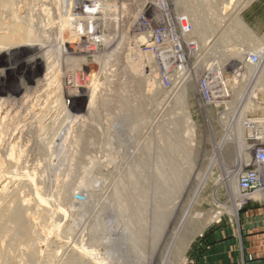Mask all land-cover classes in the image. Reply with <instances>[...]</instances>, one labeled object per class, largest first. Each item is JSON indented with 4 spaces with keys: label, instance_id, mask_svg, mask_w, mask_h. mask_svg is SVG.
<instances>
[{
    "label": "rangeland",
    "instance_id": "rangeland-1",
    "mask_svg": "<svg viewBox=\"0 0 264 264\" xmlns=\"http://www.w3.org/2000/svg\"><path fill=\"white\" fill-rule=\"evenodd\" d=\"M14 1V5L15 3L17 4L16 9L22 10L19 11L21 15L23 14L26 16L25 14H28L29 11H23L27 6L28 8L32 7L30 14H33H31L30 18L33 17L32 20L35 21V27L34 34L32 35L33 42H28V46L19 47L17 50L13 51L7 49L0 52V101L3 103L0 102V121L2 122V124L0 122V128L3 129H0V134L2 133V137L0 136V149L1 151L2 149H6L5 153L7 152V154H9V150L6 146L9 145L8 147H10L11 143V146L14 145L18 140L17 137H21L14 146L16 148L17 144L21 145L23 148L22 153L25 157L22 158L24 155L21 153V146H18L16 148L17 151L15 150L16 155L13 154L16 156V158L13 159H17L21 163L20 164L18 161L20 169L16 172H23L24 170L25 172L23 173L27 175V173L32 171L27 176H31L30 174L35 176H31L29 179L26 177V179L31 180L33 177L32 180L35 179L33 181L34 185L35 182H40L39 184L36 183L38 186L35 185V188L39 187V189H37L41 194L43 193V196H46L44 197L47 200L52 199V196L54 200H57L54 195L58 194L57 191H62L63 185L68 181L74 184L79 178L83 177L86 178V182L88 181V186H85L87 188L84 187L86 190L84 188L77 189L75 186L73 188L70 187L71 189L69 190L71 191L75 188L77 189L71 192L72 195L74 194L73 196L76 200V202L74 201V203H76L75 207L72 208L65 203L63 205V200L60 201L62 204L61 206L59 202V205H55L57 202L53 199L52 202L50 200L51 203L49 205L51 207L47 205L49 208L60 206L62 209L65 208V205H68L66 206L67 208L64 209L65 211L67 210L65 216L58 218L59 223L61 222L60 225L64 227V229H62L64 233H61L63 239L61 240V237H59L60 240L65 242V240L69 238V240L66 241L70 242L74 240L72 239L73 237L78 239L80 233L85 242L92 238L98 239L99 235L101 237L103 233L102 229L105 228L102 224L109 227L108 224H110L111 216L114 218L111 219L114 224L123 223V227H125L124 222L129 221L130 218L134 220L135 217H138L139 221L135 223L133 228L127 227V229H125L127 233H129V236L122 241L124 242L122 243L123 246L120 247L122 251L118 252L119 254H114V257H110L112 259L108 258L110 263L125 264L122 263L120 259L131 249L133 252H131V256L134 259L133 261H136L137 264H139V262H142L141 264H202V255L205 250L212 245L210 237L214 236L213 234L216 229L218 227L224 228L227 226L236 231L239 225H241L243 213L246 212L249 204L259 203L257 197L254 195H250L249 197L245 196L237 188L239 173H243L251 164L249 161L252 153L251 145L248 141V130L245 129L246 126H242L243 130L242 128H239V130H237V128L234 129L236 126L235 121H232L233 124L231 126L228 125V123H226L227 125L223 124V122H226L227 119L229 120L228 122H231L230 118L233 116L234 119L241 118L238 123L242 122L243 119L248 121H259L264 119V89H262L263 92L259 90L251 91L253 89L251 85L244 90V85H241L238 89V94H241L243 91L239 97L240 104L238 102L235 105L231 104L230 107L225 108L227 110L225 113L220 109L215 111L212 107V109H209L206 108V106H202L201 103L199 104V102H197L196 92L194 93V91L190 93V97L187 99L188 101L177 102L176 98L180 100L186 99L187 90L185 88L187 84L178 90L177 93L172 91L168 92L163 89L160 72L154 68L155 61L152 52H145L144 49L141 48L144 44L148 47V42H151V46H154L156 40L151 36L143 42L142 39L136 35L137 31L133 26L136 13H134L133 8L135 5L136 7L139 4L143 5L146 0H116L115 2L108 0L107 2L110 5L105 4V9L108 7L106 10L107 13V11L113 7L110 16L112 22H109V24L105 26L107 30L106 36L103 35L105 40L102 38L104 41L102 40L101 45L96 49L87 47V43H84L85 39L81 36H77L76 30L74 31L76 26L73 27L71 33L72 38L76 39L71 43L66 42L67 37L70 36L69 31L59 32L58 23H56L59 21V19L56 18L58 17L56 16L58 13L55 10L56 6H54L50 0L46 2L44 0ZM44 2L46 3L45 7L49 10L48 13L50 16L48 17L45 16V11L43 13L42 10L43 8L45 10ZM70 2L71 0H60L59 6H61L59 7V11L61 12L62 10L64 15L69 14ZM228 2L229 0H178L177 5L180 13L187 15L191 25L195 26L198 24V22L193 23L195 20L197 21V19L194 20L196 15L199 17L207 16V9H210L214 13L219 12L222 14L223 11H225L223 5H226ZM184 3H186V5H184ZM36 4L42 5V9L37 8ZM246 4L244 3V6ZM140 5L138 7H140ZM46 18L51 19L50 24ZM239 19L257 38L264 41V0H251L250 3L239 12ZM3 20H7V18H3ZM23 31L26 32L25 28ZM196 34L197 33L192 30V32L184 38V43L192 38L197 40L199 36ZM208 34L211 35L208 39H213L212 36L214 33L208 31ZM242 36H244V34ZM208 39L206 43H212L213 40L208 41ZM169 40V38H164L162 40V46L156 53L159 57L165 56L166 58H171L173 49ZM200 40H197L198 45L201 43ZM89 42L90 41H88V43ZM158 45L160 46L161 42H159ZM211 46L213 47L207 51V54H204L207 59L204 57L203 60L207 61L212 56L214 57L219 54L218 58L222 63L231 60L233 63L240 61L239 58L235 57H232L231 60L229 59L230 57H227V60L225 56L221 55L222 53L219 49L216 50L217 46ZM238 47L242 51L241 54L238 55L240 58L246 61L247 58L258 54L260 56L261 65L264 64V52L256 53L250 51L247 53L250 49L246 45L242 47V44H240ZM198 51H202V49H198ZM183 55L188 60L192 59V53L188 50L185 51ZM38 56L42 57L40 64L38 61L37 64L35 62L33 65L27 66L31 59L35 60ZM48 59H50V61L53 60L54 63L46 69V62H50ZM222 59L226 61L223 62ZM244 62H240V66L246 69L247 67H245V65L247 63L245 62V64ZM261 65L258 66V68H260ZM201 67L202 66H198V73L205 71V67ZM227 67L226 73L230 76L232 73V69H230L232 65H227ZM198 73L196 75H198ZM242 73L243 71L241 74ZM47 74H49V77L47 76L48 79L44 77V75ZM257 75L258 74H256L254 79L255 82L258 81V78H256ZM196 77L197 76H195V79ZM44 79H47V81ZM52 79L54 80L52 81ZM46 82L48 83L46 84ZM240 82L241 80H238L237 84ZM156 85L161 87H157ZM197 89L199 88H196L195 91ZM252 92L253 95H250ZM91 96L94 101L89 104ZM4 97L7 98L5 99ZM252 97H254V100ZM247 100L250 102V106H248L250 109H245L244 112L242 110ZM122 101L127 102V109L124 102V107L120 106ZM11 102L14 105H12ZM25 106L26 111L23 110ZM234 106L236 109L238 108L239 111L229 114L230 108ZM240 109L244 114L240 113ZM2 110L5 111V114ZM13 110L20 112L18 114V112ZM134 110L137 112H135L136 115L132 116ZM24 111L27 114H25ZM189 112L191 114H189ZM33 113H36L37 117L41 114L39 116L40 118L35 120L36 117L34 116L36 115ZM184 114L186 116H184ZM122 117L126 119V122H122ZM31 119L32 122L30 121ZM6 120L10 121L7 122ZM36 121H39L38 124H40L38 125ZM18 123L25 124L24 128L26 127L27 130L22 128L23 125H19L18 127ZM5 124L7 127H5ZM173 124L177 130L174 129ZM32 125H34V127H32ZM40 125H43V127ZM191 127L194 129H191ZM24 130L26 131L24 132ZM15 133H21V136L19 134H17V136ZM4 138L5 141L3 140ZM12 139L15 140L14 143L11 142ZM177 140L179 144H176ZM3 143H6V146ZM2 144L5 148H1L3 146ZM177 145L179 147H177ZM24 146L27 147L25 148ZM40 151L44 152L41 153ZM17 152H20L21 155L20 153L17 154ZM75 152H77V154ZM64 157L66 158L65 167L59 165L63 163L61 159ZM0 159H2L0 160V165L4 164L3 160L5 157L4 159ZM52 162H54V165ZM14 168H10V171L13 172L15 170ZM24 168L30 171L27 170L26 172ZM3 170L9 171L7 168ZM228 173L230 175L229 180L224 178ZM7 175L9 178H7ZM37 176L39 179L36 178ZM10 177L11 175L7 173H5V175L3 174V177L2 175L0 176V191L3 190L4 187V190L8 192V202L14 200V203H18V201H22L23 203L24 199L25 201L27 200L28 206L26 207L25 213L32 216L30 214H35L34 212L37 211L35 210L37 209L35 203L33 204L34 192L33 188H31L33 186L27 188L28 181L26 179L24 180L25 176H14L15 178L17 177L16 179L13 177L15 181ZM18 178L22 179L20 180ZM132 180L139 185L137 188V184ZM22 181H24V183ZM13 190L16 191L14 192ZM117 190L118 194H122L124 200H127L129 204L127 209H119L117 205L113 203L115 202L114 192H117ZM86 192L90 196L87 195ZM47 195H50V198ZM242 196H244V198ZM86 201H89L88 204ZM54 202L56 203L54 204ZM87 205H89V208H86ZM83 206H85V210L83 209L84 211L81 210ZM73 209L75 211H73ZM233 209L236 210L235 214L233 213ZM110 210L112 212H110ZM103 212L106 213L104 214ZM68 213H70V215ZM37 215L38 213L35 214V216ZM98 216L102 217V219H98ZM116 216L121 217L116 218ZM42 217L37 216L39 219L35 220V224L37 223L35 225L36 231L39 232V235H43L36 238L39 239L38 241L35 238L33 239L37 249V255L36 259L34 258L30 263L28 262L29 257L27 258L28 251L26 247L28 244L24 242V239H20L21 242L19 241V244L21 246L19 244L16 245L14 247L15 250L8 242V239H5L7 242L3 240L4 243H0V247L4 250L9 248L6 246H10L7 251L13 249L11 250L12 255L14 254L12 264H41L42 262L43 264H47L49 259L51 263L48 261V264L62 263L64 252L62 249H59L60 251L58 250L59 246H55L57 243L52 240V238L54 240L56 238L52 233L49 234L48 232V223L50 221L45 219L44 216ZM44 219L49 221L45 222L46 225H44ZM94 222L98 224V231L96 229L88 231V228ZM83 223L86 225V228L83 226ZM69 224L71 227L73 226V230L75 229V231L67 234L66 231L69 229L68 227H70ZM80 228L84 231L86 230L88 235L86 231L84 232ZM187 231L191 232V240L183 250L184 253L182 252L180 260L174 261L176 244L182 239L186 241L189 238V236L187 238L183 237L184 233H187ZM65 234L66 236H64ZM46 240L49 241L52 247H49L48 241L47 243L44 242ZM54 242L55 244H53ZM5 243L7 245H5ZM136 246H138V249H136ZM24 248H26V251ZM113 248L116 250L119 247L113 245L109 250L114 252ZM134 248L136 251H133ZM38 251L40 253H38ZM44 254L46 255L44 256ZM105 254L103 248H100L96 254L97 260L99 261L104 257L106 258L107 255ZM20 255L24 256L25 259ZM40 256H44V259ZM117 256L120 258H117ZM48 257L49 259L47 260L46 258ZM15 261L19 262L16 263ZM127 264H130V261H127Z\"/></svg>",
    "mask_w": 264,
    "mask_h": 264
},
{
    "label": "bare ground",
    "instance_id": "bare-ground-1",
    "mask_svg": "<svg viewBox=\"0 0 264 264\" xmlns=\"http://www.w3.org/2000/svg\"><path fill=\"white\" fill-rule=\"evenodd\" d=\"M9 0H0V52L2 51V50H7V49H10V50H17V48H19V47H24V46H28V42H33V38H32V35L34 34V27H35V21H33L32 20V18H30V16H31V14H33V13H31L30 14V12H31V8L29 7L28 8V6H27V8L26 9H24L23 11L24 12H28V14H25L26 16H24L23 14L21 15V12H19L20 10L18 9H16V3H15V5H14V0H12V1H9ZM20 1V0H19ZM37 1V0H36ZM45 2L47 1V0H44ZM51 2H52V4L54 5V6H56V8H55V10H56V12L58 13V15L56 14V16H58V17H56V18H58L59 19V21L58 22H56V23H58V30H59V32L61 33V32H64V31H69V34H70V36L69 37H67V43H71V42H74V40L76 39H74V38H72V30H73V27H75L76 25H75V23H76V20L74 19V18H71L70 17V15L69 14H67V15H64L63 13H62V10H61V12L59 11V7L61 6H59V3H60V0H50ZM49 1V2H50ZM62 1V0H61ZM250 1L251 0H229V2L226 4V5H223V9L225 10V11H223V15L221 14V13H214V12H212L210 9H207L206 11H208V15L207 16H205V17H199V16H197L196 15V17H194V20L195 19H197V21L195 20L193 23H197L198 22V24L197 25H195V26H192V30L193 31H195L197 34L196 35H198L199 36V40L201 41V43L202 44H205L206 42H207V39L211 36L210 34H208V31H210V32H213L214 34H213V36H212V38L213 39H208V41H211V40H213L212 41V43L215 45V46H217V48H216V50L217 49H219V51L222 53L221 55L222 56H225V58L228 60V58L227 57H230L229 59L231 60L232 59V57H235V58H239L240 60H241V58L238 56V55H240L241 54V49L238 47V45H240V44H242V47H243V45H246L250 50H248L247 51V53L248 52H250V51H253V52H256V53H259V52H264V41H262L261 39H259V38H257L255 35H254V33L251 31V30H249L246 26H245V24L239 19V12L248 4V3H250ZM11 2V3H10ZM17 2V1H16ZM43 3L44 4V7H45V4L46 3ZM48 2V3H49ZM234 2V3H233ZM248 2V3H247ZM19 3V2H18ZM55 3V4H54ZM231 3V4H230ZM244 3L246 4L245 6H244ZM31 4V3H30ZM41 4V3H40ZM209 4V3H208ZM19 5V4H18ZM37 5V4H36ZM62 5H63V3H62ZM184 5H186V3H184ZM15 6V7H14ZM30 6V5H29ZM47 6V5H46ZM178 6V5H177ZM206 6H207V4H206ZM205 6V7H206ZM22 7V6H21ZM20 7V8H21ZM37 8H41L42 9V5H37ZM62 8V7H61ZM177 8H179V7H177ZM209 8H211V7H209ZM222 8V7H221ZM220 8V9H221ZM50 9V8H49ZM212 9V8H211ZM26 10V11H25ZM43 10V13H44V11H45V16H50L49 15V10L45 7V10H44V8L42 9ZM51 10V9H50ZM22 11V10H21ZM59 11V12H58ZM109 11V10H108ZM222 11V10H221ZM227 12V13H226ZM42 13V12H41ZM30 14V15H29ZM194 14V13H193ZM42 15V14H41ZM29 17V18H28ZM3 18H7V20H3ZM206 18V19H205ZM46 20L48 21V23L50 24L51 23V19L50 18H46ZM45 20V21H46ZM46 21V22H47ZM54 23V22H53ZM5 24V25H4ZM47 24V23H46ZM4 25V26H3ZM48 25V24H47ZM37 26V25H36ZM38 27V26H37ZM47 27V26H46ZM50 27V26H49ZM25 28V30H26V32L25 31H23V29ZM36 29V28H35ZM51 29V28H50ZM53 29V28H52ZM55 30H57V29H55ZM76 30V28L74 29V31ZM49 31V30H48ZM73 31V32H74ZM39 32V31H38ZM42 32V31H41ZM51 32V31H50ZM76 32V31H75ZM66 34V33H65ZM77 34V33H76ZM212 34V33H211ZM244 34V36H242ZM65 36V35H64ZM106 36V35H105ZM103 38V37H102ZM77 39H78V37H77ZM104 39V38H103ZM102 39V40H103ZM197 39V38H196ZM197 39V40H198ZM44 40V39H43ZM105 40V39H104ZM103 40V41H104ZM78 42V41H77ZM85 43V42H84ZM90 43V42H89ZM104 43V42H103ZM75 44V43H74ZM211 44V43H210ZM70 45V44H69ZM83 45V44H82ZM86 45V44H85ZM79 46V45H78ZM104 46V45H103ZM209 46V45H208ZM7 47V48H6ZM21 49V48H20ZM81 50V49H80ZM93 51V50H92ZM219 51H217V52H219ZM240 51V52H239ZM246 52V51H245ZM14 53V52H13ZM161 53H162V51H161ZM224 53V54H223ZM204 54H207V52L206 53H204ZM217 54V53H216ZM215 54V55H216ZM242 54H244V53H242ZM219 55V54H218ZM217 55V56H218ZM205 57V56H204ZM210 57V56H209ZM213 57V56H212ZM211 57V58H212ZM206 58V57H205ZM207 59V58H206ZM34 60V59H33ZM32 59L30 60V62H29V64H27V66H30V65H33L35 62H36V64H37V62L40 64L41 62L40 61H42V57H40V56H38V57H36V59L33 61ZM49 61H50V59H48ZM247 60V59H246ZM203 61H205V60H203ZM222 61L224 62V61H226V60H224V59H222ZM232 61V60H231ZM221 62V61H220ZM238 62V61H237ZM54 62H53V60H51L50 62H46V66H47V68L46 69H48L52 64H53ZM225 63V62H224ZM243 63V62H242ZM245 63V62H244ZM246 64V63H245ZM70 65V64H69ZM246 66V65H245ZM198 68V67H197ZM202 68V67H201ZM198 70V69H197ZM200 70V69H199ZM203 70V69H202ZM251 70H253V69H251V68H249L248 69V71L247 72H250V73H248V74H246V81L251 77V75H252V72H251ZM98 71V70H97ZM71 72V71H70ZM160 72V71H159ZM204 72V71H203ZM50 73V72H49ZM261 73L262 74H260V76L258 77L259 79H258V81L256 82V84H255V88H256V90H259V91H262V89H264V66L261 68ZM53 74V73H52ZM232 74V73H231ZM49 77V74H47V75H44V77H46L47 79H48V77ZM54 76V75H53ZM57 76V75H56ZM195 76H197V75H195ZM79 77V76H78ZM161 77V76H160ZM257 78V77H256ZM47 79H44L45 81H47ZM54 79H52V81H53ZM68 80V79H67ZM91 80H92V78H91ZM56 81V80H55ZM160 81V80H159ZM158 81V82H159ZM50 82V81H49ZM189 82V81H188ZM192 82H194V80H192V81H190L189 83H187V85H186V90H187V96H186V99H182V100H180L179 98H176V100H177V102H183V101H185V100H187L189 97H190V93H192V91H194V93L196 92L195 91V89L197 88L196 87V84H195V82H194V84L192 83ZM48 82H46V84H47ZM145 83V82H144ZM26 85V84H25ZM158 85H159V83H158ZM47 86V85H46ZM157 86V85H156ZM55 87H57V86H55ZM157 87H161V86H157ZM196 87V88H195ZM25 88V87H24ZM47 88H48V86H47ZM147 88H149V87H147ZM153 88V87H152ZM46 89V88H45ZM48 90V89H47ZM107 90V89H106ZM185 90V91H186ZM27 91V90H26ZM161 92H162V90H161ZM183 92V91H182ZM251 92V91H250ZM263 92V91H262ZM94 94V93H93ZM101 94V93H100ZM135 94V93H134ZM156 94V93H155ZM242 94V93H241ZM7 95V94H6ZM180 95V94H179ZM250 95H253V92L252 93H250ZM249 95V96H250ZM26 96V95H25ZM100 96V95H99ZM137 96V95H136ZM248 96V97H249ZM23 97V96H22ZM32 97V96H31ZM178 97H181V96H178ZM255 97V96H254ZM254 97H252V99L254 98ZM5 99L7 98V97H4ZM4 98H2V99H4ZM27 98H29V97H27ZM92 96H91V99H90V102H89V104H91L92 103V101H94V100H92ZM106 98V97H105ZM181 98H183V97H181ZM1 99V100H2ZM11 99V98H10ZM23 99V98H22ZM21 99V100H22ZM31 99V98H30ZM249 99V98H248ZM13 100V99H12ZM26 100V99H25ZM254 100V99H253ZM29 101V100H28ZM27 101V102H28ZM49 101V100H48ZM188 101V100H187ZM1 102V101H0ZM7 102V101H6ZM21 102V101H20ZM97 102V101H96ZM110 102V101H109ZM123 102H124V105H125V107L128 105L127 104V102L126 101H122V103H121V105L120 106H123L124 107V105H123ZM255 102V101H254ZM2 103V102H1ZM9 103V102H8ZM7 103V104H8ZM12 103V102H11ZM15 103V102H14ZM43 103V102H42ZM56 103V102H55ZM161 103V102H160ZM3 104V103H2ZM30 104V103H29ZM46 104V103H45ZM177 104H179V103H177ZM250 104V102H248V100L246 101V103H245V105H244V107H243V110L242 111H244L245 109H250V107H248V106H250L249 105ZM4 105H6V104H4ZM3 105V106H4ZM12 105H14L13 103H12ZM41 105V104H40ZM48 105V104H47ZM107 105V104H106ZM256 105V104H255ZM2 106V105H1ZM20 106H21V104H20ZM91 106V105H90ZM186 106V105H185ZM262 106V105H261ZM5 107H7V106H5ZM28 107V106H27ZM103 107V106H102ZM105 107V106H104ZM184 107V106H183ZM260 107V106H259ZM258 107V108H259ZM4 108V107H3ZM2 108V109H3ZM9 108V107H8ZM18 108V107H17ZM16 108V109H17ZM24 108V107H23ZM140 108V107H139ZM157 108V107H156ZM7 109V108H6ZM26 109V106H25V108L23 109V110H25ZM27 109H29V108H27ZM31 109V108H30ZM34 109V108H33ZM37 109V108H36ZM42 109V108H41ZM110 109H112V108H110ZM126 109H127V107H126ZM184 109V108H183ZM210 109V108H209ZM212 109V108H211ZM213 109H214V107H213ZM256 109V108H255ZM1 110V109H0ZM4 110V109H3ZM2 110V112L4 113L5 111H3ZM10 110V109H9ZM38 110V109H37ZM47 110V109H46ZM93 110V109H92ZM115 110V109H114ZM13 111H16V110H13ZM26 111V110H25ZM24 111V113L25 114H27L26 112ZM28 111V110H27ZM33 111V110H32ZM39 111H41V110H39ZM45 111V110H44ZM132 111V110H131ZM210 111V110H209ZM1 112V113H2ZM7 112H8V109H7ZM16 112H18V111H16ZM20 112V111H19ZM19 112H18V114H19ZM135 112H137V111H133L132 112V116H134V115H136V113ZM184 112V111H183ZM245 112V111H244ZM23 113V114H24ZM29 113H30V110H29ZM28 113V114H29ZM98 113V112H97ZM128 113V112H127ZM241 113H243V112H241ZM5 114V113H4ZM8 114V113H7ZM7 114H6V116H7ZM22 114V115H23ZM33 114H35L36 115V113H33ZM95 114V113H94ZM115 114V113H114ZM189 114H191L190 112H189ZM244 114V113H243ZM10 115H11V113H10ZM14 115V114H13ZM21 115V116H22ZM39 115V114H38ZM41 115V114H40ZM39 115V116H40ZM43 115V114H42ZM3 116V115H2ZM5 116V117H6ZM12 116V115H11ZM17 116H19V115H17ZM24 116V115H23ZM27 116V115H26ZM31 116H32V114H31ZM37 117V115L36 116H34V117H36V119L35 120H37V118H40V117ZM184 116H186L185 114H184ZM191 116V115H190ZM4 117V116H3ZM10 117V116H9ZM43 117V116H42ZM87 117V116H86ZM116 117V116H115ZM188 117V116H187ZM186 117V118H187ZM8 118V117H7ZM6 118V119H7ZM20 118H22V117H20ZM96 118V117H95ZM3 119V118H2ZM23 119H24V117H23ZM32 119L34 120V118L32 117ZM32 119L30 120L31 122H32ZM1 120V119H0ZM4 120H5V118H4ZM11 120V119H10ZM9 120V121H10ZM19 120V119H18ZM21 120V119H20ZM26 120V119H25ZM121 120H122V122H126L125 120L126 119H123V117L121 118ZM188 120V119H187ZM189 120H191V119H189ZM226 120V119H225ZM3 121V120H2ZM7 121V120H6ZM9 121H7V122H9ZM12 121H13V119H12ZM11 121V122H12ZM17 121V120H16ZM29 121V120H28ZM39 121H40V119H39ZM38 121V122H39ZM211 121V120H210ZM252 121V120H251ZM1 122V121H0ZM11 122H10V124H11ZM19 122V121H18ZM23 122V121H22ZM35 122V121H34ZM37 122V121H36ZM38 122H37V124H38ZM41 122V121H40ZM90 122V121H89ZM190 122V121H189ZM188 122V123H189ZM191 122H193V121H191ZM25 123V122H24ZM28 123V122H27ZM26 123V125L28 126V124ZM30 123V122H29ZM121 123V122H120ZM119 123V124H120ZM174 123V122H173ZM241 123V122H240ZM1 124H2V122H1ZM0 124V125H1ZM36 124V125H37ZM40 124V123H39ZM38 124V125H39ZM177 124V123H176ZM179 124H180V122H179ZM186 124V123H185ZM184 124V125H185ZM194 124V123H193ZM6 125V124H5ZM5 125H3V126H5ZM19 125H23L22 123L21 124H19L18 123V127H19ZM25 125V124H24ZM24 125H23V127L22 128H24ZM36 125H35V127H36ZM85 125V124H84ZM116 125H117V123H116ZM174 125V124H173ZM187 125V124H186ZM191 125H192V123H191ZM227 125V124H226ZM2 126V127H3ZM41 126V125H40ZM40 126H38V127H40ZM48 126V125H47ZM62 126V125H61ZM189 126V125H188ZM5 127H7V125L5 126ZM4 127V128H5ZM32 127H34V125H32ZM41 127H43V125L41 126ZM177 127V126H176ZM182 127V126H181ZM8 128H12V127H8ZM13 128H14V125H13ZM22 128H20V129H22ZM30 128V127H29ZM28 128V129H29ZM37 128V127H36ZM35 128V129H36ZM193 127H191V129H192ZM222 128V127H221ZM0 129H2V128H0ZM15 129L17 130V127L15 126ZM14 129V130H15ZM19 129V128H18ZM24 129H26V127L24 128ZM34 129V128H33ZM39 129V128H38ZM44 129V128H43ZM53 129V128H52ZM174 129L175 130H177L176 128H175V125H174ZM179 129V128H178ZM194 129V128H193ZM3 130V129H2ZM10 130V129H9ZM12 130V129H11ZM27 130V129H26ZM26 130H24V132L26 131ZM103 130V129H102ZM237 130H239V126L237 127ZM5 131V130H4ZM4 131H2V132H4ZM6 131H8V130H6ZM37 131V130H36ZM55 131V130H54ZM0 132H1V130H0ZM12 132V131H11ZM13 133V132H12ZM105 133V132H104ZM2 134V133H1ZM1 134H0V136H1ZM4 135H7V134H5V133H3ZM16 135L17 134H21V133H15ZM114 134V133H113ZM11 135V134H10ZM13 136V135H12ZM11 136V137H12ZM18 136V135H17ZM21 136V135H20ZM23 136V135H22ZM43 136V135H42ZM53 136V135H52ZM193 136V135H192ZM2 137V136H1ZM5 137V136H4ZM7 137V136H6ZM38 137V136H37ZM79 137V136H78ZM100 137V136H99ZM9 138H10V136H9ZM18 138V140H20V138H19V136L17 137ZM40 138V137H39ZM81 138V137H80ZM113 138V137H112ZM1 139V138H0ZM15 139V138H14ZM64 139V138H63ZM4 141H5V138L3 139ZM6 140H8V139H6ZM13 140V139H12ZM11 140V142H15V140H13L12 141ZM18 140L16 141V142H18ZM66 140V139H65ZM79 140V139H78ZM237 140V139H236ZM23 141H24V139H23ZM1 142H3V141H1ZM10 142V141H9ZM16 142H15V144H16ZM45 142V141H44ZM60 142V141H59ZM84 142V141H83ZM190 142V141H189ZM30 143V142H29ZM34 143V142H33ZM61 143V142H60ZM4 144V143H3ZM2 144V145H3ZM6 144V143H5ZM4 144V145H5ZM12 144V143H11ZM11 144H10V147H8V146H6L7 148H8V150H9V154H7V152L5 153V150L6 149H2V151H1V149H0V158H3L4 159V157H5V159L3 160V162H4V164H2V165H0V174L2 175V177H3V174L5 175V173H7V174H9V175H11V177H12V179H13V177L14 176H25V178H24V180L26 179V177L29 179V177H31V176H33L32 174H30L31 176H27L29 173H31V172H29V173H27V175L25 174V173H23V172H25L24 170H23V172L22 171H20V172H16L17 170H19L20 168H19V166H18V161L19 160H15V159H13V158H16V154H15V152L17 151L16 150V148L19 146H21V145H16L17 147L15 148V144L14 145H12L11 146ZM19 144H21V143H19ZM40 144V143H39ZM87 144V143H86ZM175 144V143H174ZM176 144H179V142H178V140L176 141ZM4 145L1 147V148H5L4 147ZM27 145V144H26ZM48 145V144H47ZM65 145V144H64ZM74 145V144H73ZM243 145V144H242ZM80 146V145H79ZM167 146V145H166ZM25 148L27 147V146H24ZM41 147V146H40ZM51 147V146H50ZM64 147V146H63ZM84 147V146H83ZM105 147V146H104ZM173 147H174V145H173ZM177 147H179L178 145H177ZM247 147V146H246ZM77 148V147H76ZM227 148V147H226ZM226 148H225V150H226ZM228 148H229V146H228ZM228 148H227V151H228ZM250 148V147H249ZM248 148V149H249ZM22 146H21V153L23 152L22 151ZM41 149V148H40ZM16 150V151H15ZM44 150V149H43ZM48 150V149H47ZM169 150V149H168ZM19 151V150H18ZM83 151V150H82ZM226 151V152H227ZM27 152V151H26ZM26 152H24V153H26ZM41 153H43L42 151H40ZM69 152V151H68ZM186 152V151H185ZM225 152V153H226ZM18 153H20V152H17V154ZM21 153H20V155H21ZM76 154H77V152H75ZM95 153V152H94ZM93 153V154H94ZM99 153V152H98ZM115 153V152H114ZM13 154H15V155H13ZM23 154V153H22ZM27 154V153H26ZM73 154V153H72ZM242 154V153H241ZM19 155V156H20ZM24 155V154H23ZM180 155V154H179ZM14 156V157H13ZM64 156V155H63ZM73 156V155H72ZM71 156V157H72ZM122 156V155H121ZM21 157V156H20ZM25 157V155L22 157V158H24ZM249 157V156H248ZM18 158V157H17ZM69 158V157H68ZM176 158V157H175ZM242 158V157H241ZM246 158V157H245ZM250 158V157H249ZM19 159V158H18ZM52 159H54V158H52ZM180 159V158H179ZM0 160H2V159H0ZM55 160V159H54ZM62 160V164H59V165H62L63 167H65V162H66V158L64 157L63 159H61ZM73 160V159H72ZM230 160H232V159H230ZM246 160V159H245ZM244 160V161H245ZM248 160V159H247ZM23 161V160H22ZM71 161V160H70ZM55 162V161H54ZM54 162H52L53 163V165H54ZM61 162V161H60ZM19 163H20V161H19ZM23 163V162H22ZM30 163V162H29ZM51 163V162H50ZM58 163V162H57ZM70 163V162H69ZM80 163V162H79ZM21 164V163H20ZM82 164V163H81ZM123 164V163H122ZM171 164V163H170ZM56 165V164H55ZM69 165V164H68ZM74 165V164H73ZM106 166V165H105ZM181 166V165H180ZM15 167V168H14ZM37 167V166H36ZM235 167V166H234ZM9 169V171L8 170H3V169ZM10 168H14L13 170V172H11L10 171ZM25 168H26V166H25ZM24 168V169H25ZM53 168V167H52ZM62 168V167H61ZM60 168V169H61ZM63 169V168H62ZM12 170V169H11ZM26 170V169H25ZM28 170V169H27ZM27 170H26V172H27ZM53 170V169H52ZM97 170V169H96ZM177 170V169H176ZM227 170V169H226ZM28 171H30V170H28ZM35 171V170H34ZM71 171V170H70ZM81 171V170H80ZM151 171V170H150ZM64 172V171H63ZM34 173V172H33ZM62 173V172H61ZM65 173H66V171H65ZM227 173V172H226ZM180 174H181V172H180ZM0 175V176H1ZM37 175V174H36ZM8 176V175H7ZM35 176V175H34ZM33 176V177H34ZM59 176V175H58ZM119 176V175H118ZM181 176V175H180ZM10 177V178H11ZM32 177V178H33ZM40 177V176H39ZM7 178H9V176L7 177ZM15 178V177H14ZM17 178V177H16ZM15 178V179H16ZM32 178H31V180H28V179H26L27 181V188H29V187H31V186H33V187H31V188H33V192H34V198H33V200H34V202H33V204L35 203V207L37 208V209H35V207H34V209L35 210H37L36 212H34L35 214L36 213H38V215L37 216H39V217H42V216H44V218L45 219H47V220H49V221H47V220H45L44 221V225H46L45 224V222L47 221V222H49L48 223V232H49V234L50 233H52V235H54V237L56 238L55 240L52 238V240L53 241H55L57 244H55V242L53 243V244H55V246L56 245H58L57 247H58V250L59 249H62L63 250V252H64V258L62 259V263L61 264H112V263H110L109 261L110 260H108V258L109 259H112V258H110V257H114V254L116 255V254H119L118 252H121L122 250L120 249V247H122L123 246V244L122 243H124V242H122L123 240H125L128 236H129V233H127V231L125 230V229H127V227H131V228H133L134 227V225H135V223H138V221H139V219H138V217H135V219L133 220V218H130V220L129 221H126V222H124L125 224H124V226L125 227H123V223L122 224H120V223H118V224H114L112 221H111V219L113 218V216H111L112 218H110V224H108L109 225V227H106V225H104V224H102L103 226H105V228H103L102 229V235H101V237H100V235H99V237H98V239L97 238H92V239H89V241H87L88 240V238H87V242H85V240H83L84 238H83V236L81 235V233H80V237H78V239L77 238H72V237H70V238H72V239H74V240H72V241H66V240H69V238L68 239H66L65 240V242L64 241H61L63 238L61 237V233H64V232H62V229H64V227L62 226V225H60V223H59V221H58V218L59 217H61V216H65V214H66V211L64 210V209H66L67 207L66 206H70V207H75V204L76 203H74V201L76 202V200H75V198H74V194L72 195L71 194V192L73 191L74 192V190L77 188H84L85 186H88L87 185V182H86V178L85 177H83V178H79L78 179V181L76 182V183H74V184H72L70 181H68L67 183H65L64 185H63V187H62V191L61 190H59V191H57L58 192V194L57 195H54V197L55 198H57V200H56V202H54V204L55 205H59V203H60V201H62L63 202V205H64V203L65 204H68V205H65V208L64 209H62V208H60V206L62 205L61 203H60V206H55L54 208H49L48 206H50L49 204L52 202V199H53V196H52V199H50L51 200V202H50V200H47L42 194H41V192L38 190L39 189V187H36L35 188V185L36 186H38L36 183H38V182H35V185H34V183H33V181L35 180H32ZM36 178H38V176L36 177ZM134 178V177H133ZM224 178L225 179H228L229 180V178H230V175H229V173L228 174H226V176H224ZM2 179V178H1ZM18 179H22V178H18ZM39 179V178H38ZM37 179V180H38ZM45 179V178H44ZM53 179V178H52ZM74 179V178H73ZM14 180V179H13ZM19 180V181H20ZM59 180V179H58ZM57 180V181H58ZM64 180H66V179H64ZM75 180V179H74ZM131 180V179H130ZM11 181V180H10ZM15 181V180H14ZM61 181V180H60ZM59 181V182H60ZM97 181V180H96ZM133 181V180H132ZM23 183H24V181H22ZM63 182V181H62ZM65 182V181H64ZM134 183H135V181H133ZM138 182H140V181H138ZM40 183V182H39ZM38 183V184H39ZM44 183H45V181H44ZM47 183V182H46ZM56 183V182H55ZM104 183V182H103ZM131 183V182H130ZM49 184H50V182H49ZM58 184H60V183H58ZM135 184H137V183H135ZM24 185V184H23ZM42 185V184H41ZM45 185V184H44ZM47 185V184H46ZM25 186H26V184H25ZM40 186V185H39ZM76 187L74 190H69V189H71L70 187ZM139 185L137 184V186H136V188L138 187ZM50 187V186H49ZM57 187V186H56ZM60 187V186H59ZM19 188V187H18ZM30 188V189H31ZM38 188V189H37ZM41 188V187H40ZM85 188H87V187H85ZM84 188V189H85ZM6 189V188H5ZM42 189V188H41ZM44 189H45V187H44ZM76 189V190H77ZM84 189H81V190H84ZM139 189V188H138ZM49 190V189H48ZM57 190V189H56ZM75 190V191H76ZM86 190V189H85ZM84 190V191H85ZM225 190V189H224ZM9 191V190H8ZM14 191V190H13ZM16 191V190H15ZM14 191V192H15ZM25 191V190H24ZM27 191V190H26ZM80 191V190H79ZM160 191V190H159ZM11 192V191H10ZM13 192V193H14ZM30 192V191H29ZM43 192H44V190H43ZM83 192V191H82ZM17 193V192H16ZM21 193V192H20ZM84 193V192H83ZM89 193H91V192H89ZM44 194H45V192H44ZM86 194H87V192H86ZM102 194V193H101ZM87 195H89V194H87ZM86 195V196H87ZM8 196V192H6V190H4V187H3V190H1L0 191V243L1 244H3L4 242H3V240H5V239H8V242L12 245V247L14 248L16 245H18L19 244V241L21 242V240L20 239H24V242H27V251H28V256H27V258L29 257V259H28V262L30 263L34 258L36 259V255H37V249H36V247H35V244H34V241H33V239L35 238H39L41 235H43V234H40L39 235V232L38 231H36V228H35V225L37 224H35V220L36 219H39V218H37V216H35V214H30V215H32V216H29V215H27L26 213H25V211H26V207L28 206V204H27V200L25 201V199L23 200V203H22V201L21 202H19L18 201V203H14V200H12V201H9L8 202V200H7V197ZM48 196V195H47ZM50 196V195H49ZM48 196V197H49ZM90 196V195H89ZM26 197V196H25ZM30 197V196H29ZM91 197H93V196H91ZM13 198V197H12ZM15 198V197H14ZM50 198V197H49ZM94 198V197H93ZM104 198H105V196H104ZM103 198V199H104ZM27 199V198H26ZM29 200H30V198H29ZM54 200V199H53ZM54 200V201H55ZM80 200V199H79ZM114 200H115V202H113L115 205H117V207L119 208V209H123V208H126L127 209V206H129V204L127 203V200H124V198H123V196H122V194H118V190H117V192H114ZM106 201V200H105ZM30 202H32V201H30ZM29 202V203H30ZM59 202V203H58ZM87 202V201H86ZM89 202V201H88ZM88 202H87V204H88ZM97 202V201H96ZM109 202V201H108ZM26 203V204H25ZM81 203V202H80ZM82 203H84V202H82ZM91 203H93V202H91ZM13 204V205H12ZM74 204V205H73ZM79 204V203H78ZM77 204V205H78ZM90 204V203H89ZM105 204V203H104ZM112 204V203H111ZM30 205V204H29ZM48 205V206H47ZM86 205V204H85ZM101 205V204H100ZM94 206V205H93ZM107 206V205H106ZM109 206V205H108ZM30 207V206H29ZM31 207H32V205H31ZM51 207V206H50ZM63 207V206H62ZM79 207V206H78ZM84 207L85 206H83L82 207V209L81 210H83L84 209ZM95 207V206H94ZM112 207H114V208H116L115 206H112ZM86 208H89V205H87V207ZM99 208V207H98ZM103 208V207H102ZM113 208V209H114ZM224 208V207H223ZM71 209V208H70ZM90 209H91V205H90ZM106 209H109V208H106ZM105 209V210H106ZM225 209V208H224ZM28 210V209H27ZM72 210V209H71ZM70 210V211H71ZM85 210V209H84ZM83 210V211H84ZM88 210V209H87ZM102 210V209H101ZM112 210V209H111ZM110 210V212H112ZM115 210V209H114ZM117 210V209H116ZM232 210V209H231ZM69 211V212H70ZM73 211H75L74 209H73ZM78 211H80V210H78ZM88 211H90V210H88ZM100 211V210H99ZM103 211H104V209H103ZM121 211V210H120ZM235 209H233V213L235 214ZM30 212V211H29ZM86 212V211H85ZM93 212V211H92ZM110 212H108V213H110ZM32 213V212H31ZM76 213V212H75ZM90 213V212H89ZM104 213V212H103ZM106 213V212H105ZM104 213V214H105ZM114 213H116V212H114ZM113 213V214H114ZM136 213V212H135ZM40 214V215H39ZM69 215H70V213H68ZM72 214V213H71ZM141 214V213H140ZM218 214V213H217ZM219 214H220V212H219ZM99 215V214H98ZM111 215V214H110ZM110 215H109V217H110ZM214 215V214H213ZM75 216V215H74ZM188 216V215H187ZM68 217V216H67ZM70 217V216H69ZM76 217V216H75ZM82 217V216H81ZM96 217V216H95ZM119 217H121V216H116V218H119ZM197 217V216H196ZM43 218V217H42ZM41 218V219H42ZM62 218V217H61ZM66 218V217H65ZM64 218V219H65ZM98 219H102V217H100V216H98L97 217ZM71 219V218H70ZM92 219V218H91ZM114 219V218H113ZM214 219V218H213ZM61 220V219H60ZM78 220V219H77ZM76 220V221H77ZM43 221V220H42ZM42 221H41V223H42ZM63 221H65V220H63ZM62 221V222H63ZM87 221V220H86ZM118 221V220H117ZM123 221H125V220H123ZM39 222V221H38ZM75 222V221H74ZM74 222H72V223H74ZM82 222V221H81ZM91 222V221H90ZM107 222V221H106ZM120 222V221H119ZM122 222V221H121ZM70 223H71V221H70ZM88 223H89V221H88ZM115 223H117V222H115ZM63 224V223H62ZM77 224H79V223H77ZM84 224V223H83ZM41 225V224H40ZM70 225V224H69ZM101 225V226H102ZM64 226H66V225H64ZM85 228H86V225L84 224L83 225ZM203 226V225H202ZM40 227V226H39ZM38 227V228H39ZM46 227V226H45ZM89 227V226H88ZM37 228V229H38ZM69 229V231L67 230L66 232H67V234H69V233H73V231H75V229L73 230V226L71 227V225H70V227H68ZM97 228H98V224H97V222H94L89 228H88V231H90L91 229H96L97 230ZM149 228V227H148ZM156 228V227H155ZM158 228V227H157ZM45 229V228H44ZM66 229H67V227H66ZM81 229V228H80ZM38 230H40V229H38ZM82 230V229H81ZM41 231V230H40ZM46 231V230H45ZM65 231V230H64ZM82 231H84V230H82ZM81 231V232H82ZM86 231V230H85ZM84 231V232H85ZM98 231V230H97ZM65 232V233H66ZM80 232V231H79ZM83 232V233H84ZM41 233V232H40ZM42 233H44V232H42ZM82 233V234H83ZM191 232H189V231H187V233H184V238H187L188 236H189V238L186 240V241H184L183 239L182 240H180V241H178L177 242V244H176V248L175 247H173V248H175V257H174V261H176V260H180V257L182 256V252H183V250L185 249V247H187V245H188V242H190V240H191V237H192V235L190 234ZM47 234V233H46ZM85 234V233H84ZM86 234H87V231H86ZM96 234V233H95ZM51 235V236H52ZM71 235V234H70ZM73 235V234H72ZM76 235H78V234H76ZM76 235H75V237H76ZM88 235V234H87ZM157 235V234H156ZM155 235V236H156ZM64 236H66V234L64 235ZM47 237H50V236H47ZM59 237H61V240H60V238ZM91 237V236H90ZM95 237V236H94ZM148 237V236H147ZM153 237V236H152ZM44 238V237H43ZM59 239V240H58ZM64 239H65V237H64ZM26 240V241H25ZM37 241L39 240V239H36ZM173 240V239H172ZM41 241V240H40ZM47 241L48 240H46V241H44V242H46L47 243ZM84 241V242H83ZM5 242H7L6 240H5ZM23 242V243H24ZM41 242H43V241H41ZM50 242H52V241H50ZM126 242H127V240H126ZM38 243H40V242H38ZM176 243V242H175ZM174 243V244H175ZM45 244V243H44ZM48 244L50 245V243H49V241H48ZM52 244V243H51ZM5 245H7L6 243H5ZM20 245V244H19ZM117 246V247H119L118 249H114V252H111L109 249H110V247L111 246ZM128 245V244H127ZM126 245V246H127ZM21 246V245H20ZM38 246V245H37ZM54 246V245H53ZM129 246V245H128ZM170 246V245H169ZM6 247H9L10 248V246H6ZM11 247V248H12ZM45 247V246H44ZM48 247V246H47ZM49 247H52L51 245L49 246ZM57 247H55V248H57ZM8 248V249H9ZM17 248V247H16ZM26 248H24V250L26 249ZM100 248H103V250L105 251V255H107V257L105 258L104 256V258H102L101 260H97V258H96V254L98 253V250L100 249ZM116 248V247H115ZM7 249V250H8ZM22 249H23V247H22ZM52 249V248H51ZM129 249H130V247H129ZM133 249V248H132ZM136 249H138V246H136ZM6 250V249H5ZM4 249H2L1 247H0V264H12V261H13V257H14V254L12 255V252H11V250H13V249H11V250H9V251H5ZM14 250H15V248H14ZM56 250V249H55ZM57 250V251H58ZM124 250V249H123ZM127 250V249H126ZM26 251V250H25ZM47 251V250H46ZM53 251V250H52ZM60 251V250H59ZM133 251H136L135 250V248H134V250ZM170 251V250H169ZM131 249L129 250V252H124L125 253V256H123V252H122V258L120 259V260H122V263H125V264H127V261L129 262L130 261V264H137L136 263V261L134 262L133 260V258H132V256H131ZM20 253V252H19ZM27 253V252H26ZM38 253H40L39 251H38ZM49 253H50V250H49ZM59 253V252H58ZM104 253V252H103ZM113 253V254H112ZM133 253V252H132ZM184 253V252H183ZM61 254H62V251H61ZM60 254V255H61ZM22 255V254H21ZM20 255V256H21ZM25 255V254H24ZM43 255V254H42ZM46 254H44V256H45ZM19 256V257H20ZM26 256V255H25ZM44 256H40L42 259H44L43 257ZM55 256V255H54ZM54 256H52V257H54ZM66 256V257H65ZM109 256V257H108ZM146 256V255H145ZM22 258H24V256H21ZM49 257L51 258V255L49 254ZM49 257L48 258H46L47 260L49 259ZM56 257V256H55ZM58 257H59V255H58ZM62 257V256H61ZM18 258V257H17ZM21 258V259H22ZM57 258V257H56ZM55 258V259H56ZM117 258H120V257H118L117 256ZM141 258V257H140ZM184 258V257H183ZM25 259V258H24ZM55 259H54V261H55ZM128 259H130V260H128ZM137 259V258H136ZM139 259V258H138ZM142 259H143V257H142ZM16 260V259H15ZM50 260V259H49ZM48 260V261H49ZM58 260V259H57ZM59 260H61V259H59ZM20 262H22L21 260H19ZM19 261H17V262H19ZM41 261H43V260H41ZM48 261H47V264H48ZM113 261V260H112ZM138 261V260H137ZM142 261V260H141ZM16 262V261H15ZM16 262V263H17ZM24 262V261H23ZM50 263H51V261H49ZM61 262V261H60ZM26 263V262H25ZM37 263H38V261H37ZM41 263V262H40ZM142 262H139V264H141ZM177 263V262H176ZM15 264V263H14ZM18 264V263H17ZM19 264H21V263H19ZM22 264H24V263H22ZM28 264V263H27ZM41 264H43V262L41 263ZM45 264V263H44ZM54 264V263H53ZM121 264V263H120ZM158 264V263H157Z\"/></svg>",
    "mask_w": 264,
    "mask_h": 264
},
{
    "label": "built area",
    "instance_id": "built-area-1",
    "mask_svg": "<svg viewBox=\"0 0 264 264\" xmlns=\"http://www.w3.org/2000/svg\"><path fill=\"white\" fill-rule=\"evenodd\" d=\"M108 0H71L69 6V15L76 20V33L85 39L87 47L99 48L102 42L103 35H106L107 30L105 26L112 22L110 16L112 8L109 11L105 9V4H109ZM115 2L116 0H112ZM178 0H146L140 7L133 8L135 18L133 26L137 34L144 42L151 36L155 38L154 46L151 42L144 44L141 48L145 52L151 51L155 61V69L160 71L162 87L166 91L178 92L188 81L194 80L196 87L197 102L201 103L206 108H213V110L220 109L224 113L225 108L230 107L231 104H240L238 89L244 85V90L252 85V90L255 89L256 82L254 81L256 74L257 78L260 76L261 65L260 56L255 54L245 61L241 58L239 62L226 61L220 62L218 56H214L209 60L203 62L204 53L210 50L213 43L202 45L194 38L184 43V38L192 32V25L189 18L184 13H180L177 8ZM110 5V4H109ZM191 35V34H190ZM169 38L172 46L171 58L157 55L156 53L162 46V40ZM90 41V43H88ZM141 41V42H142ZM183 41V43H182ZM195 41V42H193ZM140 42V43H141ZM161 42L159 46L158 43ZM209 45V46H207ZM183 46V47H181ZM204 46V47H203ZM206 46V48H205ZM145 47V48H144ZM202 49V51H198ZM192 53V59L188 60L183 55L185 51ZM246 62V69L240 66V62ZM227 65H232L230 69L232 74L227 75ZM258 68V66H260ZM205 67L204 72L197 71V67ZM251 68L252 75L246 81V74L250 73L247 70ZM243 73L241 74V72ZM198 73L196 79L195 75ZM259 79V78H258ZM238 80H241L239 84ZM254 81V82H253ZM194 82H192L194 84ZM243 92V91H242ZM241 92V93H242ZM247 92V91H246ZM175 93V94H176ZM239 109L231 107L230 113H237ZM241 113V109H240ZM239 113V114H240ZM239 118V117H238ZM241 119V118H239ZM230 118L231 122H223L232 125L235 121L239 128L246 126L248 130V141L251 145V164L242 173H239L237 180V188L245 196L254 195L260 204H264V119L259 121L242 120ZM225 120V119H224ZM223 120V121H224ZM250 153V150H249ZM244 198V196H242Z\"/></svg>",
    "mask_w": 264,
    "mask_h": 264
},
{
    "label": "crops",
    "instance_id": "crops-1",
    "mask_svg": "<svg viewBox=\"0 0 264 264\" xmlns=\"http://www.w3.org/2000/svg\"><path fill=\"white\" fill-rule=\"evenodd\" d=\"M241 225L218 227L202 264H264V204L251 203Z\"/></svg>",
    "mask_w": 264,
    "mask_h": 264
}]
</instances>
